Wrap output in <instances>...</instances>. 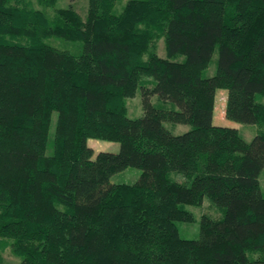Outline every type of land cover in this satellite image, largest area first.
<instances>
[{"label": "trees", "instance_id": "trees-1", "mask_svg": "<svg viewBox=\"0 0 264 264\" xmlns=\"http://www.w3.org/2000/svg\"><path fill=\"white\" fill-rule=\"evenodd\" d=\"M27 3L0 0V237L22 264H264V0H128L121 12L89 0L85 17ZM220 88L227 118L260 126L251 141L214 124ZM138 89L144 113L130 117ZM88 138L120 150L94 154ZM128 166L137 181L111 180ZM207 197L221 216L204 213L200 236L183 237L179 221L195 219L185 205Z\"/></svg>", "mask_w": 264, "mask_h": 264}, {"label": "rangeland", "instance_id": "rangeland-1", "mask_svg": "<svg viewBox=\"0 0 264 264\" xmlns=\"http://www.w3.org/2000/svg\"><path fill=\"white\" fill-rule=\"evenodd\" d=\"M27 5L32 8H39L44 9L49 16L56 15L57 8H64L68 6H72L80 15L83 17L86 16L89 0H57L55 5H44L39 3L37 0H27ZM128 0H115L114 8L115 12H121L124 8L125 4ZM156 37L153 41L152 48L158 52L160 55H166V48H165V37L164 32L161 28H156ZM14 39L27 42L29 38L27 36L18 35L13 37ZM46 41L50 44H53L61 49L69 50L73 53H79L82 50V43L75 42L73 40H68L62 37H48ZM147 55H145L146 57ZM218 50L216 49L213 53V57L209 63V65L204 69V74L206 76L213 75L217 70L218 65ZM184 55H178L177 58L182 59ZM150 77L144 76V82H149ZM228 90L224 88H220L217 90L216 100H215V115L213 122L217 125H224V126H231L238 128L241 134L247 141H251L254 136L259 132L260 126L257 123H245L239 122L226 117L225 114V107H226V100H227ZM264 100V97L259 96ZM158 96L154 95L152 97V102L157 103ZM127 105L130 117H139L142 116L144 113L143 104H142V91L138 89L136 94L132 97L127 98ZM56 121V113L53 118V124L51 127V141L53 140L54 135V126ZM165 126L170 129L175 134H180L188 129H190L191 125L189 124H182V123H175L171 121H164ZM88 145L94 149V154L98 153L99 151H112L117 152L120 150V143L117 141L107 140L103 138H88ZM49 150H52L51 146H49ZM141 169L136 166H128L125 169L113 174L111 180L113 182H127V183H134L138 180ZM172 177L179 179L181 174L177 172H173ZM261 183L263 186L264 191V169L260 176ZM186 208L190 209L195 219L192 222L187 221H179V229L180 233L185 238H198L200 236V219L201 216L206 213L211 215L212 217H219L221 216L220 208L214 204L208 197L205 198L204 202L200 205H185ZM253 255L256 253H252ZM0 264H22V256L16 254L12 248V239L7 237H0Z\"/></svg>", "mask_w": 264, "mask_h": 264}]
</instances>
